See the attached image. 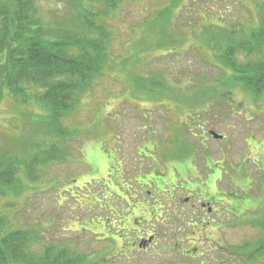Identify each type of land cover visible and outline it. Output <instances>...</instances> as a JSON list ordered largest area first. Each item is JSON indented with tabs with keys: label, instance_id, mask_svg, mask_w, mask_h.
Wrapping results in <instances>:
<instances>
[{
	"label": "trees",
	"instance_id": "obj_1",
	"mask_svg": "<svg viewBox=\"0 0 264 264\" xmlns=\"http://www.w3.org/2000/svg\"><path fill=\"white\" fill-rule=\"evenodd\" d=\"M134 1L56 0L45 10L42 0H0V99L8 94L17 105L36 110L25 113L24 128L14 127V135L0 139V264H104L98 253L68 242L41 246V231L17 225L10 215L15 199L34 189L47 168L81 163L82 146L106 116L100 111L90 127L78 116L85 97L103 80L127 84L128 98L153 104L154 110L167 104L164 119L171 136L157 138L150 131L146 142L152 145L148 153L165 165L170 162L166 145L179 142L178 117L192 116L184 142L194 153L189 137L196 136V116L215 104L235 110V90L255 101L264 95V0H220L224 10L219 0H189L182 7L180 0H168L148 10L137 31L127 33L122 17ZM238 2L249 18L226 7ZM189 36L196 43L187 47ZM155 51L159 65L151 61ZM192 54L208 64L211 76L190 72ZM168 58L177 59L175 70L160 64ZM107 188L105 200L114 197ZM259 224L258 241L234 249L249 262L264 258V221Z\"/></svg>",
	"mask_w": 264,
	"mask_h": 264
},
{
	"label": "rangeland",
	"instance_id": "obj_2",
	"mask_svg": "<svg viewBox=\"0 0 264 264\" xmlns=\"http://www.w3.org/2000/svg\"><path fill=\"white\" fill-rule=\"evenodd\" d=\"M166 2L135 0L119 25L127 33L137 31L144 14ZM188 3L180 0L179 6ZM241 3L226 7L249 18ZM55 4L56 0H42L45 10ZM189 11L183 12L184 18H189ZM191 39L185 42L187 47L196 43ZM155 53L152 62L160 57ZM199 58L196 54L189 58L194 64L190 72L211 76L210 67ZM176 60L160 64L175 70ZM119 81L103 80L83 100L78 117L85 126L94 124L100 111L106 122L100 118L92 129L93 138L82 146L81 163L47 168L34 189L15 199L11 220L23 228L39 229L41 246L68 242L72 248L98 253L104 264H264V258L249 262L234 250L256 243L258 223L264 221V95L255 101L235 90V110L215 104L214 110L196 116V136L189 137L194 153L184 142L192 116L178 117L173 122L179 123L175 125L180 127L175 134L179 142L166 145L170 162L165 165L148 153L152 145L146 142L150 131L157 138L171 136L164 119L169 115L167 104L154 110L153 104L136 102L128 98L127 84ZM29 111L36 112L4 95L0 139L14 135V127L24 128ZM211 131L225 138L215 139ZM106 187L114 197L105 200ZM201 203L211 204L212 211Z\"/></svg>",
	"mask_w": 264,
	"mask_h": 264
},
{
	"label": "flooded vegetation",
	"instance_id": "obj_3",
	"mask_svg": "<svg viewBox=\"0 0 264 264\" xmlns=\"http://www.w3.org/2000/svg\"><path fill=\"white\" fill-rule=\"evenodd\" d=\"M182 169H183V168H182ZM187 201H188V200H187ZM187 201H186V202H187ZM210 205H211V204H209V203H207V204H205V203H201V206H202L204 209L207 208L209 212L212 211V208H211Z\"/></svg>",
	"mask_w": 264,
	"mask_h": 264
},
{
	"label": "water",
	"instance_id": "obj_4",
	"mask_svg": "<svg viewBox=\"0 0 264 264\" xmlns=\"http://www.w3.org/2000/svg\"><path fill=\"white\" fill-rule=\"evenodd\" d=\"M215 139H223V136L222 135H219L217 134L216 132L214 131H211L210 133Z\"/></svg>",
	"mask_w": 264,
	"mask_h": 264
}]
</instances>
